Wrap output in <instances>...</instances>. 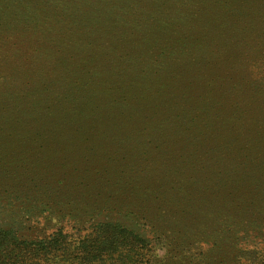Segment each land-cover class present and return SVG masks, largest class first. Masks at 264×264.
Listing matches in <instances>:
<instances>
[{
	"label": "rangeland",
	"instance_id": "obj_1",
	"mask_svg": "<svg viewBox=\"0 0 264 264\" xmlns=\"http://www.w3.org/2000/svg\"><path fill=\"white\" fill-rule=\"evenodd\" d=\"M98 223L140 240L105 264H264V0H0V228Z\"/></svg>",
	"mask_w": 264,
	"mask_h": 264
},
{
	"label": "trees",
	"instance_id": "obj_2",
	"mask_svg": "<svg viewBox=\"0 0 264 264\" xmlns=\"http://www.w3.org/2000/svg\"><path fill=\"white\" fill-rule=\"evenodd\" d=\"M98 224L91 235L78 244L67 242L60 232L48 239L28 241L19 238L12 230L1 227L0 264H105L107 260L104 257L118 251L119 246L140 242L133 232L124 230L123 227ZM115 261L116 258L113 262L111 260V264H116ZM119 264L124 262L119 259ZM125 264L135 262L125 261Z\"/></svg>",
	"mask_w": 264,
	"mask_h": 264
}]
</instances>
